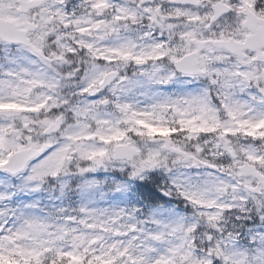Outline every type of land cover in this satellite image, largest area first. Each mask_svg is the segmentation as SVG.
Here are the masks:
<instances>
[{
    "label": "snow or ice",
    "instance_id": "6c2138e0",
    "mask_svg": "<svg viewBox=\"0 0 264 264\" xmlns=\"http://www.w3.org/2000/svg\"><path fill=\"white\" fill-rule=\"evenodd\" d=\"M0 264H264V0H0Z\"/></svg>",
    "mask_w": 264,
    "mask_h": 264
},
{
    "label": "rangeland",
    "instance_id": "374dc122",
    "mask_svg": "<svg viewBox=\"0 0 264 264\" xmlns=\"http://www.w3.org/2000/svg\"><path fill=\"white\" fill-rule=\"evenodd\" d=\"M175 88H176V86H175V85H172V86H169L167 90L172 91V90H174Z\"/></svg>",
    "mask_w": 264,
    "mask_h": 264
},
{
    "label": "trees",
    "instance_id": "16d2710c",
    "mask_svg": "<svg viewBox=\"0 0 264 264\" xmlns=\"http://www.w3.org/2000/svg\"><path fill=\"white\" fill-rule=\"evenodd\" d=\"M73 199H75V197H73Z\"/></svg>",
    "mask_w": 264,
    "mask_h": 264
}]
</instances>
